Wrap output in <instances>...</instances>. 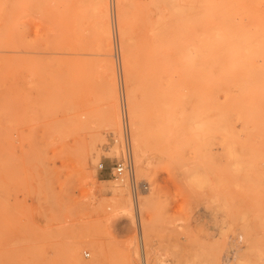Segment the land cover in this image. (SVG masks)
<instances>
[{
  "label": "rangeland",
  "instance_id": "374dc122",
  "mask_svg": "<svg viewBox=\"0 0 264 264\" xmlns=\"http://www.w3.org/2000/svg\"><path fill=\"white\" fill-rule=\"evenodd\" d=\"M235 250L264 264V0H0V264Z\"/></svg>",
  "mask_w": 264,
  "mask_h": 264
},
{
  "label": "built area",
  "instance_id": "2783aa9c",
  "mask_svg": "<svg viewBox=\"0 0 264 264\" xmlns=\"http://www.w3.org/2000/svg\"><path fill=\"white\" fill-rule=\"evenodd\" d=\"M123 138H124V152L123 155L115 161L113 164L111 171L117 177L124 179H129V184L131 191L133 193V198L137 202L138 201V192L142 189H147L148 185L145 182H138L135 174V161L133 155V148L131 143V134L128 122V116L123 108ZM100 168L104 167V163L100 162ZM84 256L89 258L91 257V253L88 250L84 251ZM105 264V263H102Z\"/></svg>",
  "mask_w": 264,
  "mask_h": 264
},
{
  "label": "bare ground",
  "instance_id": "6f19581e",
  "mask_svg": "<svg viewBox=\"0 0 264 264\" xmlns=\"http://www.w3.org/2000/svg\"><path fill=\"white\" fill-rule=\"evenodd\" d=\"M103 8L104 9H102L101 12H100V19L98 21V33H99V36L101 38L102 45L105 48L109 49L108 45H109V43L111 41V33H112L111 32V26H110V23H109V20H108V12L109 11H108L107 5H105V7H103ZM108 67L113 69L112 64H108ZM239 253H240V251L237 250L235 255L232 258L233 260L229 259V260H231V262L229 264H252L250 258H246L244 260L238 258L236 255H239ZM221 255H222L221 253H217V254L213 255V258H211L209 260L208 259H199L200 261H198V263L197 262H190V263H187V264H222ZM141 259L143 260V264H149L148 256H146V255L142 256L141 255Z\"/></svg>",
  "mask_w": 264,
  "mask_h": 264
}]
</instances>
